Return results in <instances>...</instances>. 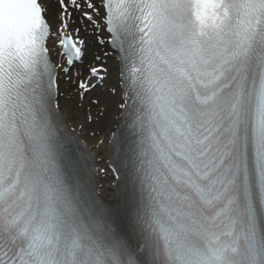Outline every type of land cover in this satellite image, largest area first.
<instances>
[{"label":"snow or ice","instance_id":"obj_1","mask_svg":"<svg viewBox=\"0 0 264 264\" xmlns=\"http://www.w3.org/2000/svg\"><path fill=\"white\" fill-rule=\"evenodd\" d=\"M0 264H264V0H0Z\"/></svg>","mask_w":264,"mask_h":264},{"label":"bare ground","instance_id":"obj_2","mask_svg":"<svg viewBox=\"0 0 264 264\" xmlns=\"http://www.w3.org/2000/svg\"><path fill=\"white\" fill-rule=\"evenodd\" d=\"M89 131H90V130H89ZM82 137H83V134H82ZM86 141L89 142V143L92 144V145H94V143H95V141H94V140H91V139L86 140ZM92 151L95 153L96 149L94 148ZM98 166H103V161H102V163L98 164ZM107 186H108V184L104 181V182H103V188L106 189ZM102 195L110 198L109 193H107V192H105V191H102Z\"/></svg>","mask_w":264,"mask_h":264}]
</instances>
